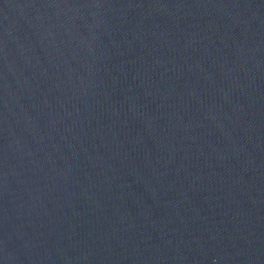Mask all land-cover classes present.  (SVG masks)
Instances as JSON below:
<instances>
[{
	"label": "water",
	"instance_id": "obj_1",
	"mask_svg": "<svg viewBox=\"0 0 264 264\" xmlns=\"http://www.w3.org/2000/svg\"><path fill=\"white\" fill-rule=\"evenodd\" d=\"M0 264H264V0H0Z\"/></svg>",
	"mask_w": 264,
	"mask_h": 264
}]
</instances>
